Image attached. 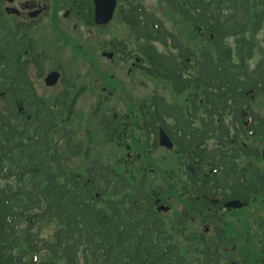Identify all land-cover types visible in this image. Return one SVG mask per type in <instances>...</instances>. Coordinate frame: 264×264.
I'll return each instance as SVG.
<instances>
[{"label":"trees","instance_id":"obj_1","mask_svg":"<svg viewBox=\"0 0 264 264\" xmlns=\"http://www.w3.org/2000/svg\"><path fill=\"white\" fill-rule=\"evenodd\" d=\"M3 2L0 264H187L156 208L177 194L173 189H256L247 191V201L261 196L264 202V158L257 145L264 116L255 108L264 96V0H168L200 37L198 47L185 45L142 3L128 0L120 16L138 41L133 71L168 82L182 98L169 101L155 92L136 111L104 113L100 126L110 141L126 146V159L117 167L90 160L80 172L70 169L71 158L86 159L95 147L89 115L81 136L69 128L81 89L71 95L64 90L50 102L39 94L31 70L40 65L29 62L25 48L4 31ZM73 2L90 23L93 1ZM115 40L104 46L113 49ZM127 45L121 42L122 53ZM258 50L262 55L253 62ZM160 127L175 143L171 168L154 156ZM46 223L48 239L38 235Z\"/></svg>","mask_w":264,"mask_h":264},{"label":"rangeland","instance_id":"obj_2","mask_svg":"<svg viewBox=\"0 0 264 264\" xmlns=\"http://www.w3.org/2000/svg\"><path fill=\"white\" fill-rule=\"evenodd\" d=\"M135 1H139L148 11L155 14L164 23V26L175 33L185 45L193 47L201 45L200 37L190 32L189 22L183 20L181 15L172 9L168 0ZM121 4L123 1L118 0L117 8L121 7ZM55 6L57 11H60V21L52 27L50 23H45L40 29V32L43 31V27L51 29L55 36L51 37V43L46 46L47 58L42 62L40 72L35 73L32 70L35 86L39 94L49 102L56 96H60L64 90H69L71 95L77 92L78 86H83L82 90L76 94L78 101L75 105L73 123L69 125V128L75 132V136H81V124L85 116L89 115L90 132L95 147L90 149L86 159L84 156L74 155L70 160V169L83 171L90 160L117 167L122 160L126 159L127 148L125 145L120 146L119 143L116 144L109 140L102 125L100 126L103 114L116 112L118 115H125L136 111L138 104L147 98L149 99L155 92L166 97L169 101L179 100L182 97L174 93L168 82L147 76L141 71L137 73L130 70L133 67V58L128 62L119 61V54L112 52L109 45L104 46L115 36L116 40L124 38L133 49L138 46L132 29L122 20L120 15L116 13L107 25L97 27L96 24L86 23L85 20L81 19L82 17L79 15L73 0H55ZM67 11L70 12L65 18L62 14ZM262 35L263 33H260L257 37H253L259 43ZM249 36L251 37V35ZM229 42L234 44V38L229 39ZM140 43H144V41L141 40ZM157 46L163 49L160 44ZM233 46L235 47V44ZM102 51L105 52L104 55ZM110 52L113 53L111 56L109 55ZM261 55V51L258 50L253 62L259 59ZM56 65L64 70L65 83L59 81L54 86H48L45 77L53 71ZM105 97L106 99H104ZM99 99L101 100L100 108L97 114L92 115V106ZM255 108L264 116V96L256 101ZM257 145L261 151L264 149L263 137L260 138ZM172 151L159 145L154 156L163 161L162 166L171 168L174 166ZM162 176L166 180V170L165 174L162 172ZM176 201L178 200L176 199ZM176 201L174 198L172 199L173 210L165 213L166 217L172 220L177 215V206L174 207ZM251 205L248 207L247 223L243 222V219L233 218L228 221V228L231 231L245 229L247 235L245 253L250 259L249 264H255V261L259 260L257 256L260 253L256 245L263 238L261 225L264 219V202L260 198L258 201L251 202ZM50 233V226L46 223L39 228L38 235L48 239ZM174 239L180 244L183 241L177 237Z\"/></svg>","mask_w":264,"mask_h":264},{"label":"flooded vegetation","instance_id":"obj_3","mask_svg":"<svg viewBox=\"0 0 264 264\" xmlns=\"http://www.w3.org/2000/svg\"><path fill=\"white\" fill-rule=\"evenodd\" d=\"M3 3L4 31L9 35H14L16 42L25 48V54L29 62L32 64L42 63L47 58L46 46L51 43V37L55 35L51 32V29L46 27H43V31L40 32L41 26L50 23L52 27L60 21V11L56 9L55 0H4ZM8 7H13L16 11L8 12ZM68 12L70 11L63 13V17H68ZM81 19L85 20L84 18ZM90 23L96 24L94 8ZM95 26L104 25L96 24ZM6 39L5 43L9 46V37L6 36ZM121 42L124 41L120 38L116 40L113 51L119 54V61L128 62L132 60L135 53L129 44L127 50L122 53L120 49ZM38 54L45 58L34 61L33 59ZM194 125V123H191V126ZM184 155V152L180 154L181 173L183 175L187 172V160H185ZM164 190L167 191L168 189ZM173 190L177 194L168 195L166 197L167 201L162 202L170 205V209L161 213H164L165 222L169 226L172 225L171 227L167 226L169 233L172 235L171 238L183 239L181 244L178 243V248L187 264H249L250 259L245 253V248H247L245 229H236L232 232L228 228V221L237 218L243 219V222L247 223L248 207L253 205L246 199L248 198L247 191L256 189H236L235 187H221L219 189L195 187L194 189H188L183 185L180 189ZM199 191L203 192L198 193ZM231 191H241V197L232 196ZM255 197L261 198V196ZM173 198L178 201L174 205V207L177 206V215L172 220L166 217L165 213L173 210L171 204ZM192 199L195 202H192ZM232 200H240L241 205L227 206V203ZM159 204L161 203H158L156 208ZM173 221L177 224L175 228L171 224ZM261 227L263 238L256 245L260 253L257 256L259 260L255 261V264H264V219Z\"/></svg>","mask_w":264,"mask_h":264},{"label":"water","instance_id":"obj_4","mask_svg":"<svg viewBox=\"0 0 264 264\" xmlns=\"http://www.w3.org/2000/svg\"><path fill=\"white\" fill-rule=\"evenodd\" d=\"M13 1V0H10ZM95 5V21L97 24H106L108 23L114 15L117 0H94ZM8 12L16 11L13 7L7 8ZM60 72L54 71L51 72L46 77V83L48 85H54L57 83L58 79L60 78ZM159 141L160 144L167 148H173L174 142L171 140L170 136L167 134V132L164 130V128L160 129L159 134ZM263 156H264V150H263ZM241 202L239 200L237 201H231L227 203V206H240ZM159 210H168L169 206L161 205L158 207Z\"/></svg>","mask_w":264,"mask_h":264}]
</instances>
